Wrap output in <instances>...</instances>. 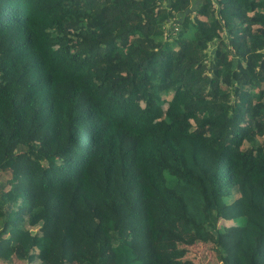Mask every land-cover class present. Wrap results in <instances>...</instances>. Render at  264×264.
<instances>
[{"label":"trees","instance_id":"1","mask_svg":"<svg viewBox=\"0 0 264 264\" xmlns=\"http://www.w3.org/2000/svg\"><path fill=\"white\" fill-rule=\"evenodd\" d=\"M0 221V264H264V0H0Z\"/></svg>","mask_w":264,"mask_h":264},{"label":"rangeland","instance_id":"2","mask_svg":"<svg viewBox=\"0 0 264 264\" xmlns=\"http://www.w3.org/2000/svg\"><path fill=\"white\" fill-rule=\"evenodd\" d=\"M196 2V0H193ZM235 221H239L236 219ZM1 227V221H0ZM37 226L32 227L31 231H36ZM17 251H22V249L17 248ZM187 258L191 259L195 264H222L220 260L217 259L212 248V243L210 242H198L192 246L188 247ZM6 264H27L26 261L17 260L16 262H8ZM30 264H37L32 262ZM229 264H236L235 260L229 261Z\"/></svg>","mask_w":264,"mask_h":264}]
</instances>
